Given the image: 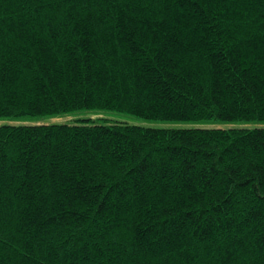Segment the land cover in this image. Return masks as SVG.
<instances>
[{
	"label": "trees",
	"instance_id": "obj_1",
	"mask_svg": "<svg viewBox=\"0 0 264 264\" xmlns=\"http://www.w3.org/2000/svg\"><path fill=\"white\" fill-rule=\"evenodd\" d=\"M0 120V264H264V0H0Z\"/></svg>",
	"mask_w": 264,
	"mask_h": 264
},
{
	"label": "rangeland",
	"instance_id": "obj_2",
	"mask_svg": "<svg viewBox=\"0 0 264 264\" xmlns=\"http://www.w3.org/2000/svg\"><path fill=\"white\" fill-rule=\"evenodd\" d=\"M79 115H89L90 117H106L109 120H117V121H124L128 123L134 124H142V125H161V126H186L187 124L179 123V124H170V123H159L155 121L145 120L140 117L124 113V112H117V111H101V112H82L80 114L72 113V114H65L61 116H53L46 118L44 120L37 121L36 123L41 122H67L77 118ZM9 123H20V121H5ZM1 123V120H0ZM28 123V122H24ZM204 126H217V125H204ZM220 126V125H219Z\"/></svg>",
	"mask_w": 264,
	"mask_h": 264
}]
</instances>
